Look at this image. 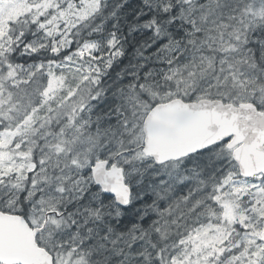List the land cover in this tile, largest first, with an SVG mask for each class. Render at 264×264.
Returning a JSON list of instances; mask_svg holds the SVG:
<instances>
[{
	"label": "snow or ice",
	"instance_id": "6c2138e0",
	"mask_svg": "<svg viewBox=\"0 0 264 264\" xmlns=\"http://www.w3.org/2000/svg\"><path fill=\"white\" fill-rule=\"evenodd\" d=\"M0 264H264V0H0Z\"/></svg>",
	"mask_w": 264,
	"mask_h": 264
}]
</instances>
